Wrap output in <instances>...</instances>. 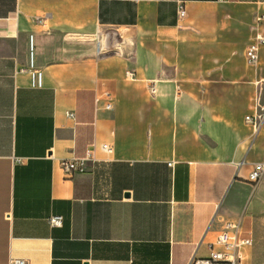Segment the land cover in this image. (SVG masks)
Segmentation results:
<instances>
[{
	"label": "crops",
	"instance_id": "obj_1",
	"mask_svg": "<svg viewBox=\"0 0 264 264\" xmlns=\"http://www.w3.org/2000/svg\"><path fill=\"white\" fill-rule=\"evenodd\" d=\"M263 15L264 0H0V264H188L228 222L252 241L243 264H264V181L247 182L264 45L246 57ZM93 144L110 162L68 179L60 161Z\"/></svg>",
	"mask_w": 264,
	"mask_h": 264
},
{
	"label": "built area",
	"instance_id": "obj_2",
	"mask_svg": "<svg viewBox=\"0 0 264 264\" xmlns=\"http://www.w3.org/2000/svg\"><path fill=\"white\" fill-rule=\"evenodd\" d=\"M179 17L184 18L186 15L184 7L179 9ZM264 20V15L259 18V21ZM34 22L38 25L45 26L46 20L36 17ZM264 45V39H258L257 43L249 46L246 57L250 65H257L259 61L260 48ZM128 79H136V73L131 71L126 74ZM37 85L41 84V74L36 73L33 76ZM72 117V115H69ZM246 121L253 127L257 128L258 123L254 117H246ZM105 154L104 162H110L114 153V149L109 144L91 145L87 150L86 155L81 158L66 159L60 161V167L68 179L77 175H82L91 172V166L100 162L97 152ZM264 181V162L258 163L254 166L248 176L247 182L250 184H257ZM10 218V217H9ZM62 217H52L50 225L53 227H60L62 225ZM252 241L246 238L241 231L240 224L235 222H228L225 224L223 230L218 234L217 238L209 244V255L206 257H197L194 255L188 264H243L244 250L251 246ZM9 264H25L23 260L14 259Z\"/></svg>",
	"mask_w": 264,
	"mask_h": 264
}]
</instances>
